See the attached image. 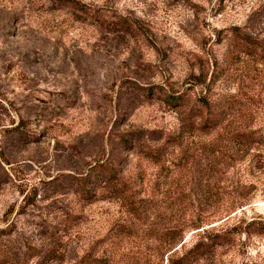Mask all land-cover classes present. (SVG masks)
<instances>
[{
    "label": "rangeland",
    "instance_id": "obj_1",
    "mask_svg": "<svg viewBox=\"0 0 264 264\" xmlns=\"http://www.w3.org/2000/svg\"><path fill=\"white\" fill-rule=\"evenodd\" d=\"M76 1L0 0V264H264V0Z\"/></svg>",
    "mask_w": 264,
    "mask_h": 264
},
{
    "label": "trees",
    "instance_id": "obj_2",
    "mask_svg": "<svg viewBox=\"0 0 264 264\" xmlns=\"http://www.w3.org/2000/svg\"><path fill=\"white\" fill-rule=\"evenodd\" d=\"M59 3L66 7H73L79 10H82L83 12H87V8L83 3H79L76 0H58ZM80 4V5H79ZM188 104L181 98L174 97V108H177L178 110L184 112V116L182 117L183 121V127L184 129L189 132H207L208 128L210 126V123H213L214 125H217L219 123V118H213L212 120L207 117L204 114V110H206L209 107V101L205 98H202V100L196 104H193L192 107L189 109L187 108ZM247 140L243 142L244 149H251V146L255 143H260L261 141L258 139H255L251 136H246ZM101 182H104V184L109 186H117V175L115 172V169L113 166L108 165H99L94 167V170L89 175L81 176L77 180V187L79 186V190L81 194L86 199H90V202L92 200V197H94V193L92 189L100 185ZM115 189V187H114ZM117 191L119 192L120 196L129 199V193L124 188H117ZM132 200V199H131ZM132 202V201H131ZM264 221V220H263ZM258 224V227L255 229L258 234L264 235V222L260 223L255 220H252L248 223V226L250 225H256ZM254 227V226H252ZM223 235V234H222ZM222 235H214V238L217 237L219 239H222ZM203 245V242H198L190 252H193L195 256H198L200 254H205L204 252L199 250V247ZM78 264H107L106 260L97 259L95 257H90L89 254H86Z\"/></svg>",
    "mask_w": 264,
    "mask_h": 264
}]
</instances>
